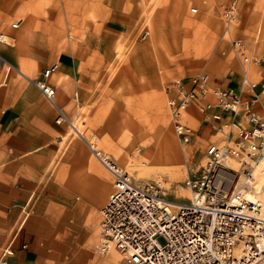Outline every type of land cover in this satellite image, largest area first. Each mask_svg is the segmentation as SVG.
I'll return each mask as SVG.
<instances>
[{
	"label": "crops",
	"instance_id": "crops-1",
	"mask_svg": "<svg viewBox=\"0 0 264 264\" xmlns=\"http://www.w3.org/2000/svg\"><path fill=\"white\" fill-rule=\"evenodd\" d=\"M240 3L236 28L229 35L215 19L210 20L209 31H202L203 40L222 36L210 62H198L187 70L170 67L165 56L178 45L169 33H162L166 52L155 44L142 46L150 48L146 53L131 51L130 66L123 71L133 77L128 98L135 105L121 108L103 85L115 59L117 38L135 21L134 14L123 12L121 0H0V32L13 38L0 42V54L17 68L0 88V264H124L113 256L100 262L93 254L101 207L109 198L113 179L84 138L94 137L98 147L122 167L114 155L117 148L109 143L118 145L119 124L134 133V142L149 153L151 144L161 152L170 151L165 141L169 136L176 149L173 128L165 131L158 125L150 130L144 125L154 116L151 108L145 110L146 119L132 112L150 99L154 107L162 104L171 125L167 101L176 97L171 83L180 79L188 90L200 74L209 75V88L242 92L243 101L257 94L256 108L264 106V0ZM195 9L193 13L199 12ZM15 21L19 25L12 28ZM230 38L244 41L250 62L231 56ZM54 63L57 70L44 79L43 71ZM244 77L255 84L253 92L242 90ZM41 80L54 88L52 100L36 86ZM207 102L214 104V97L188 105L181 116L194 131L185 146L190 164L197 151L203 159L209 144H223L227 135L233 137L237 128L250 125L242 110L233 113L213 106L206 118L199 105ZM57 108L70 124L55 121ZM218 111L220 118H211ZM218 127L223 130L217 131ZM130 142L129 146L132 138ZM169 194L182 201L191 198Z\"/></svg>",
	"mask_w": 264,
	"mask_h": 264
},
{
	"label": "built area",
	"instance_id": "built-area-1",
	"mask_svg": "<svg viewBox=\"0 0 264 264\" xmlns=\"http://www.w3.org/2000/svg\"><path fill=\"white\" fill-rule=\"evenodd\" d=\"M234 6L232 3L225 8L226 17L234 15ZM18 25L19 21H15L11 27ZM5 37L0 32V42L7 43ZM232 41L236 54L250 62L252 57L244 52L242 41ZM57 68V63L50 65L43 71V78ZM12 71L17 68L0 54V88L8 83ZM208 81L209 75L200 74L191 80L188 90L180 79L171 83L176 97L169 98L167 105L181 141L187 142L193 135L192 128L181 120L183 112L208 95L214 97V104L199 105L206 118L213 106L233 113L242 110L250 125L237 128L233 137L227 135L223 144L213 142L207 146L204 164L184 181L193 193L187 201L165 199L151 181L137 184L124 167L98 147L94 137L85 140L113 179L109 198L100 211L94 244L97 255H115L124 264H261L264 207L258 201L246 199L245 190L240 188L244 184H238L241 175L227 163L235 160L244 179L252 178L253 170L264 158V106L256 108L260 103L257 94L243 101L242 92L218 86L209 88ZM36 86L48 100L53 99L54 88L46 81H38ZM254 87L244 77L242 90L253 92ZM57 112V123L70 124L60 109ZM212 117L219 119V111L212 113ZM222 130L223 127L217 128Z\"/></svg>",
	"mask_w": 264,
	"mask_h": 264
},
{
	"label": "rangeland",
	"instance_id": "rangeland-1",
	"mask_svg": "<svg viewBox=\"0 0 264 264\" xmlns=\"http://www.w3.org/2000/svg\"><path fill=\"white\" fill-rule=\"evenodd\" d=\"M240 2L241 0H121V8L123 12L130 13L131 15L134 14L135 21L131 24V28L126 29L127 31L123 37L117 38V46L115 48L114 55L115 59L113 60V63L109 65L108 75L103 80V85L108 87V92L111 98L115 100L117 106L122 108V106L131 105L133 108L135 105L134 102L132 103V99L128 98L131 94V90L128 91V88H130V85L128 84H130V77L132 79L133 77L130 75V72L127 73L123 71L124 68L130 66L129 54L131 51L137 50L139 52L144 51L146 53L147 50H149L151 46L154 47L155 44V46L160 45L162 48H165L162 50L166 52L167 43L162 39V33H169L174 35L173 44L178 45V48H176L174 53L169 56L166 54L165 56L166 59H170L171 61L170 67L187 70L193 69L198 62H210L212 59L211 57L214 55L213 52L220 45L219 40L222 41V36L221 34L219 37L213 35V38L211 37L210 39L203 40L201 38L202 31H209L208 27L210 20L212 21V19H215V21L217 20L221 25V30L224 28V31H228L227 34L229 35L231 30H233L234 27L236 28L240 10L238 5ZM232 3H235V13L228 18L225 16V8L229 7ZM195 7H198L199 12H192L191 9ZM206 22H208L207 26L205 25ZM217 29L219 30V28ZM145 32L148 33L146 36ZM208 34H210V32H208ZM4 35L6 36L7 34ZM66 35L67 38L72 39L70 34L66 33ZM159 35L161 37L157 40ZM225 36L227 37V35ZM234 37L235 36L231 38ZM231 38L229 39V41H231L229 51L232 57L238 58V54H236L233 48V39ZM7 39L12 38L8 37ZM155 39L157 41H155ZM145 45H150V48H142V46ZM242 45L243 50L247 53L244 41H242ZM166 66H169L168 63L165 67ZM130 69L131 68L125 70L130 71ZM104 90L105 87L103 88V91ZM154 105V102H151V100L148 99L141 107H136V111L132 112V115L140 116L141 114H144L146 119L149 117L146 113L148 111V107L151 108L154 118L152 117L151 121L145 122L144 125L148 126L150 130H153L158 125L162 126V129L165 131H167L170 127L173 128L174 135H176L178 139L177 146H175L176 149L173 147V143L171 141L172 138L170 136L165 137V141H167L169 144L168 147H171V150L167 151L169 149H165V151L161 152L154 144L149 145V151L155 158L153 160L150 158V153L147 152L148 150L143 147V145H137L134 142V133L124 130L121 124H119L120 128H118L119 126L117 123L115 126L118 128L117 131H119L118 137L116 138V143H118V145H114L112 142L109 143H111L113 147L117 148L115 149V152L117 151L119 154L116 152L114 155L115 157L117 156L118 161L126 169L128 168V172L131 173L133 170L131 175H133V178H136L141 185L151 181L157 185L161 195L165 199L169 201L181 202L183 199L178 200L169 193L172 194V192H176L180 196L183 195L185 199L186 197L192 195L191 189L186 186L184 181L189 176V173H192L191 171L197 169V165L204 164L206 159L205 152L203 154L204 158L202 159L197 151V153L193 156V163L190 164L189 161L192 158L187 157L185 154V146L190 142V138L187 142L181 141L175 131L173 122L171 124L172 126L169 124L168 115L166 111H164L165 108H163L162 104H156L155 107ZM154 108L156 111H154ZM131 138L133 144L129 146ZM97 143L99 146V141H97ZM145 143H150L149 139H145ZM154 149L156 151H154L155 153L153 152ZM107 150L110 149L107 148ZM197 159L199 162H197ZM188 165H191V167L189 168ZM228 166L234 167V169H236L242 176L241 179L245 178L238 162L230 160L228 162ZM137 175L140 176L137 177ZM252 189L254 190L253 187ZM252 189L251 192L254 193ZM93 254H95L100 262L105 259H109L112 256L116 261L120 259V257L115 255L101 257L95 252H93ZM119 262L120 261H118V263ZM262 263H264V261H262L261 264Z\"/></svg>",
	"mask_w": 264,
	"mask_h": 264
},
{
	"label": "bare ground",
	"instance_id": "bare-ground-1",
	"mask_svg": "<svg viewBox=\"0 0 264 264\" xmlns=\"http://www.w3.org/2000/svg\"><path fill=\"white\" fill-rule=\"evenodd\" d=\"M6 36H7V37H5L6 39L8 37L12 38L9 35H6ZM79 127H81V126H79ZM75 131H76V133H78V135H80V133L76 129H75ZM85 140L86 139L84 138V141ZM150 158H152L153 160L155 159L153 154H150ZM227 165H228V163H227ZM232 168H234V167H232ZM126 170L128 171V168ZM253 171H254V173L252 175V178H247V180L246 179H241L242 176H240V179H239L240 182L238 181V184H244L240 188L242 190L243 189L245 190V192L244 191L243 192L245 193L246 199L253 200V201H258L264 207V158L259 162V164L257 165V167H255V169ZM132 172H133V170H132ZM132 172L131 173L128 172V173L131 175ZM139 176L140 175H137V177H139ZM132 178H133V175H132ZM252 187L254 188V190L252 189ZM250 189H252L254 191V193L251 192ZM259 195H260V198H259ZM192 196H193V193H192V195L188 196V198H190ZM174 202H176V201H174ZM262 261H264V259Z\"/></svg>",
	"mask_w": 264,
	"mask_h": 264
}]
</instances>
